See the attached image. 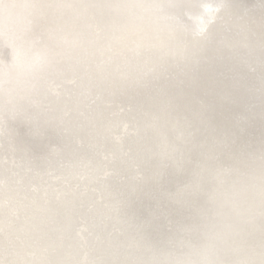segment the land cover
Wrapping results in <instances>:
<instances>
[{"label": "water", "instance_id": "obj_1", "mask_svg": "<svg viewBox=\"0 0 264 264\" xmlns=\"http://www.w3.org/2000/svg\"><path fill=\"white\" fill-rule=\"evenodd\" d=\"M209 2L215 5L210 8ZM203 3L206 4V14L209 21L202 28L201 35H197L199 30L196 32L187 31L183 28V25L169 27L167 24L156 22L157 19L155 18L150 19L148 16H143L142 21L137 22L130 28L129 33L124 36L122 42L105 43L108 46L107 56L114 58L117 63L120 60V72L115 74L120 78L122 75L127 76L124 78H126L125 84L129 89L132 86L138 87L140 84L143 86L149 82L150 84L155 82V87L160 85L156 90L164 85L174 87L180 78L178 77L179 74H185L187 71L198 67V65L186 64L179 55L172 56L169 54L164 56V53L159 50L146 51L143 48L138 49L139 37L144 35L164 40L174 50L187 49L186 55H189L200 41L204 42L206 40V37L217 36L220 32L232 27L240 30V36L226 38L222 42L223 50L231 52L237 48L245 49L247 52L244 57L235 59L236 62L242 68H247L250 74H254L252 72H254L256 65V70H259L260 66L254 60H249V55L253 58L255 56L248 53H250V50L263 48L264 39L251 27L248 19L244 17L237 18L234 8L216 3V0H204ZM92 17L90 35L96 38V35L97 37L102 35V28L100 20L95 17V14H92ZM160 19L162 20V18ZM103 23L105 22L103 21ZM118 26H115L112 32L117 31ZM6 48L10 50L9 52L5 50L7 64H9L12 51L11 48ZM86 51L91 52L90 48H86ZM99 54H101V51ZM259 56L262 57V55ZM129 63H136L137 66L127 72L126 68ZM160 63H166L167 68L161 70L158 67ZM189 66L193 68H189ZM150 68H156V71L150 77H145ZM225 73H229L228 70ZM254 75L257 82L256 87L251 84L253 87L251 90H247L244 81L241 83L240 88H232L234 91L237 89V97H240V99L246 98L250 103L249 106H244L247 118L256 117L252 107L255 108L258 103L264 105V94L261 91L264 73L262 75L255 73ZM124 78H121L122 81ZM67 80L66 82L69 84L74 83L73 78ZM50 83L47 92L53 94L57 87L53 84L52 89ZM182 89L187 91L190 88L187 85ZM248 92H254L255 97ZM173 93H179V91L175 89V91H171V94ZM169 96H158L155 91L153 99H148L145 106H141L140 101L131 100V102H128L119 97L115 101H105L102 118L98 119V121H104L103 125H108L105 127L104 132L99 133L102 143L99 142L97 137L99 135L96 134L94 137L85 133V136H74V146L67 152L68 156L66 154L61 159H55L54 156L53 162L43 166L45 169L43 170L44 173L39 175L40 182L29 187L31 198H28L27 204L22 201L23 194L19 195V192H14L13 197L1 196L0 212L3 222L0 224V233L2 234L3 228H11L12 230V225L17 224L16 234L13 229L12 240L17 241L19 247L18 251L15 250L8 258L5 257V252L8 251L4 248V251L1 252L0 264H70L71 261H74V264H126L129 261L147 258L156 249L165 248V250L172 251L176 255H180L183 247L191 250L188 240L185 241L184 239V235L188 232L184 233L183 230H179V226L171 224L167 218L163 217L162 209L167 205V202L164 203V200H162L160 204L158 201V204L155 203L152 209L147 210L141 201L135 200L137 195H141L137 184L143 180V177H146L145 168L147 162H149L150 153L148 152L149 149L143 146V142L140 141V151L135 157V146L131 144L132 138L137 134L140 135V128L147 127L148 123L144 121L145 119L150 120L151 123L164 120L163 117L165 116H160V114L167 111L160 110L157 106L161 107L162 102L169 99ZM211 104L213 107H218L213 102ZM135 105L137 107H134ZM147 108L151 113V119L147 118L148 114L144 111ZM221 109L223 108L221 107ZM65 113H68V110ZM260 117L263 118L264 115H260ZM165 119L168 118L165 117ZM137 121L139 126H137ZM180 128L182 129L183 126L180 125ZM87 130L84 129V132ZM57 131V138L59 139L63 130L61 131L60 128ZM69 132L70 135L73 134L70 128ZM40 139L41 137L37 136L34 140V136L29 134L26 143H40L42 148H45L46 142L40 141ZM105 141L109 143V146H105ZM46 148L50 149L48 145ZM152 154L154 153L152 152ZM2 160H4L3 162L7 161L4 158ZM69 165H71V168ZM25 169L24 173H27L29 168ZM32 171L36 173L35 169H32ZM223 174L216 183V187L220 190L218 199H223L222 193L224 192L235 191L234 203L229 208L235 212L241 210L244 215L250 216L246 218L256 220L258 235H263L264 219L261 217L259 190L254 191L247 200L246 198L244 200L243 192L239 187L234 186L233 182L226 184L231 173L225 170ZM129 176H131L130 179L134 185L122 187L119 196H117L114 186L110 184L121 183ZM39 189V198H37L36 194ZM142 195L145 196L142 199L152 196L145 192ZM17 196L19 197L16 199L14 208L12 199ZM47 200L50 202L46 203ZM36 201L39 202V205L35 208L33 222V216L32 218H26L23 217V214L29 210L28 217L31 213L30 205L32 202L36 203ZM135 201L137 205L134 203ZM169 204L174 208L178 207L179 212L182 211L184 214L190 211L187 207L181 208V206L172 202H169ZM6 206L9 212L4 217L2 210ZM131 206H135L132 212H130ZM151 211L156 213L146 220V215ZM17 212L21 215L20 218H17ZM161 217H163V226H159ZM148 221H151V223H147ZM64 224H68L66 234L61 230L53 240V227ZM175 227H177V230ZM41 235L46 236L45 241L42 240ZM142 236L147 238V242L141 240ZM239 249L241 255L236 258L237 260H257L258 257L255 254L254 247L249 245L239 246ZM247 249L248 251H254H251V253L249 251L247 255ZM227 250L224 256H228V258L236 256V249L231 251L229 246ZM243 254L245 259H242Z\"/></svg>", "mask_w": 264, "mask_h": 264}, {"label": "bare ground", "instance_id": "obj_2", "mask_svg": "<svg viewBox=\"0 0 264 264\" xmlns=\"http://www.w3.org/2000/svg\"><path fill=\"white\" fill-rule=\"evenodd\" d=\"M203 1L204 0H179V2L185 5L178 14L181 19V25H183V28L187 31L196 32L208 23L209 17H207L208 15L206 14L207 7ZM216 3L234 8L236 17L248 19L251 27H253L256 33L264 39V27H262V22H264V0H216ZM209 4L210 8L215 5L211 4V2H209ZM26 15L27 13L25 12L20 13L17 27L23 26ZM142 15L145 17L148 16L150 19L155 18L158 23L167 24L169 27L172 26L170 21L164 18L161 20V17L152 12H145ZM95 17L100 20L102 35L98 37L96 35V38L92 35L88 36V40L94 43L86 47L90 48L91 52L86 51L82 61H71L62 64L54 74L48 75L37 82L36 91L34 92L32 91L31 84L21 82L17 85L14 94L19 93L20 96H30L31 104L35 106V113L40 116L42 127L37 133L30 128L27 123L17 121L9 126L4 134L0 135V197L3 195L4 197H13L14 192H19V195L23 194L21 197L22 201L27 204L28 198H31L29 187L34 183L37 184L40 182L39 175H42L45 169L43 166L53 162L54 156L55 159L64 157L74 146V136H85V134H87L88 136L94 137L95 134L99 135L100 132L105 131V127L108 125H103V120L98 121V119L102 118V113L105 110V101H115L119 98H124V100L128 102H131V100L140 101L141 106H145L148 99H153L155 91L158 96L167 97L171 95L169 98L179 93L187 95L189 96V106L185 109L169 107L165 110L167 112H162L160 114V116H165L168 119L166 120L165 117H163L164 120H160L157 123H151L150 120L145 119L144 121L148 123L147 127L140 128V135L137 134L132 138L131 144L135 146V157H137L140 151V141L143 142V146L149 149L147 150L150 153V159L145 168V172H147L146 177H143V180L137 184L139 192L141 191V195H137L136 201H141L142 204L146 206L147 210L152 209L155 203L158 204V201L161 204L162 200H158L153 196L142 199L145 197L142 195L144 192L149 194L153 172L160 161V157L157 154L163 147L164 137H167L169 141H171L181 129L180 125L185 127L186 122H190L194 119L196 109L200 106H210L217 121L221 123L223 127L235 132L232 139L235 141V145L239 152L235 157L229 158L226 156L217 163V168L220 172L218 180L224 175L223 173L225 170H227L228 173L230 172L231 176L226 181V184L228 185L233 182L234 186L239 187L243 192L242 195L244 200L245 198L247 200L251 193L259 190V156L261 141L264 139V117L262 118L260 115H264V105L258 103L255 108L252 107L256 113V117L247 118L244 106H249L250 103L246 98L240 99V97H237V89L234 91L232 88H240L243 81L246 83L245 87L247 90L253 88L251 84L256 87L257 81L254 74L262 75V73H264V56H259L262 55V48L250 50V53H248L255 56L253 58L249 55V60H254L260 66L259 70H256V65L253 70L254 72H252L254 74L248 73L249 70L247 68H242L235 60L244 57L247 52L245 49L237 48L231 52H225L223 50L222 42L226 40V38L240 36V30L231 27L228 30L220 32L217 36L211 35L210 37H206L205 46L198 51L200 57V63L197 64L198 67L187 71L185 74H179L178 77L180 78L175 83L174 87L164 85L156 90L160 85L155 87V82L153 84L149 82L143 86L141 84L138 87L132 86L129 89L125 84L126 78H124L127 76L122 75L121 78H124L122 81V79L115 74L120 72V60L117 59L119 61V63H117L114 58L107 56L108 46H106L105 43L108 41L113 28L117 25L107 26L103 23V20L98 14H95ZM204 42L200 41L199 44ZM245 45L248 46L247 44ZM6 47L8 46L0 44V63L4 65H7L8 62L5 50L8 52L10 51L7 50ZM194 50H196V47L193 48L192 51ZM100 51L101 54H99ZM10 54L13 55V52ZM107 61H109V63H107ZM136 66V63H129L126 68L127 72L129 70L131 71V69ZM189 68L193 67L189 66ZM225 68L229 73H225ZM69 78L74 79L73 84L66 82ZM49 83L52 89L53 84L57 87L53 94L47 92L49 91ZM187 85L190 89L183 91L182 88ZM7 88L8 85H5V89ZM175 89H177L179 93L171 94V91H175ZM248 93H251L255 97L254 92ZM194 101H196V103H194ZM212 102L218 105V107H213L211 104ZM134 107H137V105ZM221 107L223 109H221ZM157 108L162 110L160 106H157ZM67 110L68 113H65ZM144 111L148 114L147 118L151 119V113L148 108ZM137 126H139L138 121ZM60 128L61 131H63L61 133V138L59 137L58 139L57 129L60 130ZM69 128L71 133H73L72 135H70ZM89 128L91 129L87 130ZM84 129L87 131L84 132ZM29 134L34 136V140L37 136H40V141L46 142V147L48 145L50 149L48 150L46 147L42 148L40 143L27 144L26 139L29 137ZM97 137L99 142L102 143L100 140L101 136L99 135ZM104 143L105 146H109L107 141ZM152 152L154 154H152ZM132 157L134 158V156ZM3 158L7 161L3 162ZM69 166L71 168V165ZM25 168H29L27 173H24L26 170ZM46 168L52 169L53 167ZM32 169H35L37 174L34 173ZM253 169H255V171H253ZM253 176H255V180H253ZM130 178L131 176L125 178L121 183L116 182L110 184L114 186L117 196H119L122 187L134 185ZM218 180L213 181V187H216ZM39 192L40 189L36 194L37 198H39ZM18 197L19 196L12 199L14 208ZM136 201L134 202L135 204L137 203ZM49 202L50 201L47 200L46 203ZM165 202H167V205L162 209L163 217L167 218L171 224L179 226V230H183L184 233L188 232L184 235V239L185 241L188 240V245L192 251L199 249L205 244L207 241V232L212 231L217 234L215 258L220 260H237L236 258L241 255L239 246L249 245L254 247L255 254L258 257L257 261L259 260L262 235H258L256 220L246 218L250 216L244 215L241 210L235 212L232 211L231 208L226 207L223 209L222 213L218 214L217 209L209 204L208 208L202 213L201 218L194 221L191 218V210L184 214L182 211L179 212L178 207L174 208V206L169 204L167 200H164V203ZM38 205V201H36V203L32 202L30 205V215L27 217L29 212V210H27L26 213L23 214V217L32 218L33 216L34 222V211ZM244 208L246 209L245 206ZM132 209L134 210L135 206H131L130 212H132ZM2 212L4 213V217L8 214L9 209L7 206ZM155 213H152V211L148 212L146 220ZM20 217L21 215L17 212V218ZM163 217H161L159 226H163ZM2 222L0 212V224H2ZM67 225L68 224H64L53 227V240L61 230L66 234ZM17 226V224H14L12 225V230L11 228H3L1 231L0 257L4 248L8 251L5 252L6 258L11 256L15 250L18 251V242L12 240L13 229L16 234ZM175 228L177 230V227ZM194 232L200 233L199 238L193 235ZM41 237L42 240H46L45 235H41ZM229 246L231 247V251L236 249V256H231V258L224 256ZM191 250L184 249L183 247L180 255L189 253ZM254 250L249 251L251 253V251ZM249 251L248 249L246 250L247 255ZM242 259H245L244 254ZM70 264H74V261H71Z\"/></svg>", "mask_w": 264, "mask_h": 264}, {"label": "snow or ice", "instance_id": "obj_3", "mask_svg": "<svg viewBox=\"0 0 264 264\" xmlns=\"http://www.w3.org/2000/svg\"><path fill=\"white\" fill-rule=\"evenodd\" d=\"M184 7L179 0H0V44L7 45L13 52L9 64L0 63V135L17 121L27 123L39 132L42 127L40 116L35 113L30 96L14 94L15 89L23 82L31 84L34 92L36 83L54 74L62 64L82 61L86 47L94 43L88 40L92 14H98L107 26L119 25L107 41L110 44L112 41L122 42L130 28L143 20L145 12H152L170 21L173 27H179L178 13ZM21 12L27 15L23 26L17 27ZM202 32L199 30L197 35ZM205 44L206 41L195 46L196 50L186 55L187 49L174 50L166 41L144 35L139 37L137 48L159 50L164 56L179 55L186 64L197 65L200 63L198 51ZM261 54L264 56V48ZM167 66L166 63L158 65L161 70ZM155 71L156 68H150L145 77ZM5 85H8L7 89ZM261 91L264 94V77ZM188 106L189 96L178 94L164 100L161 109H185ZM234 135L233 130L217 121L210 106L197 107L194 119L186 122L171 141L164 137L149 194L158 200L189 208L194 221L201 218L209 204L217 209L218 214L222 213L234 203L236 192H224L223 199H218L220 190L212 183L220 175L217 163L226 156L235 157L239 152L232 139ZM258 179L261 217L264 219V139L260 147ZM193 235L199 238L200 233L194 232ZM216 239L217 234L208 231L207 241L199 249L181 255L156 249L147 258L126 264H264V235L258 261L215 258ZM141 240L147 242L146 237L142 236Z\"/></svg>", "mask_w": 264, "mask_h": 264}]
</instances>
